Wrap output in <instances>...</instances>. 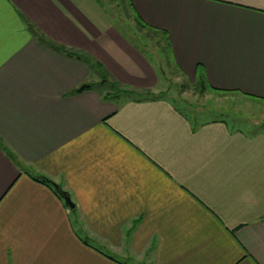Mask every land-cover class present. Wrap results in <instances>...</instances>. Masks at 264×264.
Masks as SVG:
<instances>
[{"label":"crops","instance_id":"0c3cea01","mask_svg":"<svg viewBox=\"0 0 264 264\" xmlns=\"http://www.w3.org/2000/svg\"><path fill=\"white\" fill-rule=\"evenodd\" d=\"M129 2L180 76L264 102V0ZM107 14L97 0H0V264H264V131L195 123L168 98L107 99L85 59L160 89ZM82 85L97 88L70 94Z\"/></svg>","mask_w":264,"mask_h":264},{"label":"rangeland","instance_id":"374dc122","mask_svg":"<svg viewBox=\"0 0 264 264\" xmlns=\"http://www.w3.org/2000/svg\"><path fill=\"white\" fill-rule=\"evenodd\" d=\"M97 3L108 13L107 16L111 15L113 25L152 63L159 79L157 94L164 95L199 122L225 120L233 128L249 133L264 131V102L237 93L203 92L204 84L185 79L177 73L166 37L149 29L140 30L126 0H97ZM112 86L107 85L104 91L110 88L111 92ZM117 260L127 264H143L135 259Z\"/></svg>","mask_w":264,"mask_h":264},{"label":"trees","instance_id":"16d2710c","mask_svg":"<svg viewBox=\"0 0 264 264\" xmlns=\"http://www.w3.org/2000/svg\"><path fill=\"white\" fill-rule=\"evenodd\" d=\"M126 1L128 2L129 7H131L132 5L130 4L129 0H126ZM30 29L39 38V41L41 43L47 44L53 50H55L57 52L64 53V54H67L70 57H76V58L81 59V60L85 59L82 54L68 51L67 49H65L62 46L53 44L50 40H48L46 37H44V35L36 32L32 27H30ZM85 60H87L92 66H94L98 70H100V71L102 70L103 71V73H102V81H101V83L98 86L106 87L109 84H110V86H111V84L113 85L111 87L112 91L106 96L107 99L108 98H115V97H118V96H120V97L124 96V97H127V98H137L139 100H141V99L156 100V99H160V98H164L165 97L164 95L155 94V93H152L150 91H138V90L131 89L130 87H127L125 85H122L118 81H116L115 79L110 78V75L103 69V67H102V65L100 63H98L96 61H91L90 59H85ZM197 81L200 82V84H204L206 86V87H204V89H202L203 92L210 91V92L218 93V94H220V93L221 94L233 93L231 91H219V90L211 88L209 85H207L205 83V79L203 77H199L197 79ZM93 88H97V87L92 86V85H82L78 89H75L70 94H72V95L79 94V93L85 92V91L93 89ZM247 97L255 98V97H251V96H247ZM177 109L181 113H183L186 117L190 118L193 122H195V123L199 122L196 117H193L192 115L185 113V111L182 108L178 107ZM223 121L225 123H227L228 125H230L227 121H225V120H223ZM33 179L35 181L40 182V183L46 185L47 187H49L55 193V195L65 204L63 195L64 196H69V194L66 193L62 189V187L60 185H57L58 189H55L54 188L55 184L52 181H50L49 179H47L46 177H33ZM65 207L68 208L66 205H65ZM84 243L86 245L90 246L88 241H84Z\"/></svg>","mask_w":264,"mask_h":264},{"label":"water","instance_id":"95a60500","mask_svg":"<svg viewBox=\"0 0 264 264\" xmlns=\"http://www.w3.org/2000/svg\"><path fill=\"white\" fill-rule=\"evenodd\" d=\"M54 188H55V189H58V186L55 184V185H54ZM63 198H64L65 205H66L70 210L75 209V204L71 201V199H70L69 196H64V195H63Z\"/></svg>","mask_w":264,"mask_h":264}]
</instances>
